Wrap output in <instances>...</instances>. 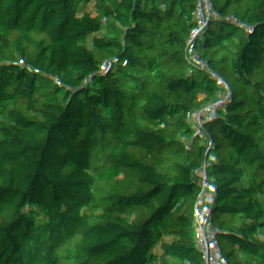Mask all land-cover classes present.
<instances>
[{
    "label": "trees",
    "instance_id": "1",
    "mask_svg": "<svg viewBox=\"0 0 264 264\" xmlns=\"http://www.w3.org/2000/svg\"><path fill=\"white\" fill-rule=\"evenodd\" d=\"M91 12L0 0V264H152L173 226L145 189L153 126L88 92ZM100 20L120 96L179 145L158 178L192 230L167 262L264 264V0H108Z\"/></svg>",
    "mask_w": 264,
    "mask_h": 264
},
{
    "label": "built area",
    "instance_id": "2",
    "mask_svg": "<svg viewBox=\"0 0 264 264\" xmlns=\"http://www.w3.org/2000/svg\"><path fill=\"white\" fill-rule=\"evenodd\" d=\"M92 12L89 18L88 29L94 43L97 59L88 69V75L98 80L99 86H92L88 92L98 108L109 107L119 113L145 119L151 123L154 136L151 140V147L154 158L151 160L145 174V189L156 200L168 205V208L175 216L173 226L162 236L147 243V248L152 256V264H169L165 258L168 252L176 250L179 241L192 230V220L188 213L175 201H173L166 189L160 185L158 176L164 169V163L171 151L179 148L173 137L169 118L155 111L144 108L130 100L120 96L122 90L121 76L110 69V64L116 53L111 45L107 33L101 25V14L105 12V5L108 0H91ZM184 150L198 157L208 158L192 146L184 147ZM72 192H66L63 199L72 198ZM15 214L21 216V212L15 208Z\"/></svg>",
    "mask_w": 264,
    "mask_h": 264
}]
</instances>
